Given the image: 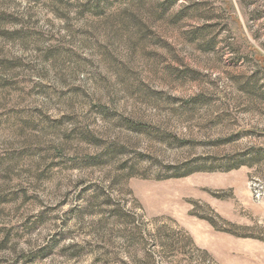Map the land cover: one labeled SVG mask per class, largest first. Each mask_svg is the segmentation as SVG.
I'll return each mask as SVG.
<instances>
[{
	"label": "rangeland",
	"instance_id": "374dc122",
	"mask_svg": "<svg viewBox=\"0 0 264 264\" xmlns=\"http://www.w3.org/2000/svg\"><path fill=\"white\" fill-rule=\"evenodd\" d=\"M0 264H264V0H0Z\"/></svg>",
	"mask_w": 264,
	"mask_h": 264
}]
</instances>
